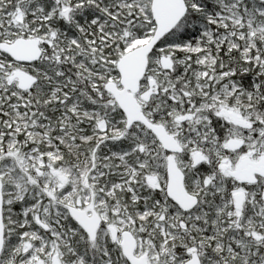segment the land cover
<instances>
[{
	"label": "snow or ice",
	"instance_id": "obj_1",
	"mask_svg": "<svg viewBox=\"0 0 264 264\" xmlns=\"http://www.w3.org/2000/svg\"><path fill=\"white\" fill-rule=\"evenodd\" d=\"M0 264H264V0H0Z\"/></svg>",
	"mask_w": 264,
	"mask_h": 264
}]
</instances>
